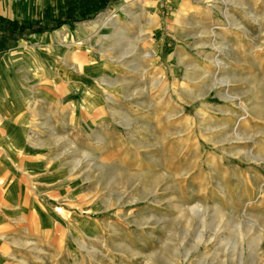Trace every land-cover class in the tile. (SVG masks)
Listing matches in <instances>:
<instances>
[{"label":"rangeland","instance_id":"374dc122","mask_svg":"<svg viewBox=\"0 0 264 264\" xmlns=\"http://www.w3.org/2000/svg\"><path fill=\"white\" fill-rule=\"evenodd\" d=\"M19 1L0 17L67 15L64 0L60 10L58 0ZM195 1L107 0L39 29L95 22L69 43L72 67L63 65L64 41L12 57L39 67L40 92L53 103L41 125L54 127L40 130L55 138V161L69 173L47 188L24 166L33 169L34 148L15 152L5 178L13 198L0 197V264H264V74L256 68L264 29L252 52L226 51L225 6ZM43 47L59 51L46 65ZM227 66L243 75L250 66L252 76L230 84ZM86 93L87 116L78 105L68 114L64 102ZM242 109L253 115L239 118ZM3 149L10 153V142Z\"/></svg>","mask_w":264,"mask_h":264},{"label":"crops","instance_id":"0c3cea01","mask_svg":"<svg viewBox=\"0 0 264 264\" xmlns=\"http://www.w3.org/2000/svg\"><path fill=\"white\" fill-rule=\"evenodd\" d=\"M9 1L10 0H8V3ZM200 2L204 4V1L201 0L195 1L193 4H200ZM1 4L3 3L0 0V5ZM18 4L19 6H23L25 4L24 0L19 1ZM216 4H223L225 6V13L221 16L223 18V42L226 51L235 53H244L248 51L252 52V50H249L248 48L249 42H254L253 38L263 35L264 28L261 26V21H263V9L261 6L263 5V2L261 0H217ZM5 6L6 5H4V7ZM215 24H217L216 21ZM94 25L95 22H91L89 24L78 23L73 27L63 26L51 32H45L46 30L39 33L38 31L27 32L24 33L23 37L13 39L9 47L0 53V68H2L0 71L2 73V75H0V197H4V200L8 201V198H13L12 193L9 189H7V186H5V178L8 173V164L14 162L15 152H17L19 148L23 155H25L28 147L34 148V152H27L30 154L28 157L32 160L29 162H32L33 169L30 170V164L27 162H24V166L27 170L29 169V171L34 174V179L37 184H41V182H43L45 187L52 186V184H55L54 180L57 178L56 175H60L61 178H64L65 174L69 173L68 168L55 161L57 154L49 143L51 142V139L54 141L55 138L48 136L40 130V128H54L53 126L51 127V124L47 123V121L41 125L42 119L47 120L50 118L49 116L52 111L51 108L53 107V103L46 92L41 94L39 89V67L38 65H33L31 63L32 60L30 57L32 54L37 57L39 56L38 49L35 48L34 44L37 45L38 43H48L52 41L57 42V40L64 41L65 47H63V65L66 67L70 65V67H72V47L69 43L85 36L90 30V26ZM214 26L216 27V25ZM25 47L28 49L25 50ZM257 47L258 46H255L256 49H258ZM22 49L25 52V55L30 56L27 66H25V64L19 59L10 62L12 57L17 55V53H19ZM75 51L84 53L86 60L84 59L80 66H82L83 69L87 68L88 70L90 65L87 59V46L80 43L79 49H75ZM50 52L56 54L59 51L57 47L51 49L43 47L42 64L48 62ZM8 64L10 65L7 66ZM231 64L238 65L237 61H232ZM31 66H34L32 71L30 70ZM227 67L230 69V81L228 82L230 84L232 82H241L243 78H249L252 76L250 66L247 69L248 72L245 70L244 75L243 72H234L232 66ZM20 68L27 73V76L22 78L19 82L18 79H16L15 74L16 70ZM235 68L236 67H234V69ZM256 68L260 70L262 77V74H264L262 60L259 61ZM85 75L86 73L84 74V78L80 76L79 79L81 88L87 80ZM7 87L11 88V94L5 92ZM20 90L22 94L17 95L16 92H19ZM75 105L79 106L81 112H83V116H87V111L89 109L87 93L84 99H79L78 97L73 101L68 100L64 102L63 108L68 112V114H70L72 107ZM244 107L247 108L248 106ZM252 115L253 114L249 113L247 109H242L239 118ZM254 115L258 114L254 113ZM236 125L237 124L234 126ZM244 125H247V123H244L243 126H240L239 128H247ZM7 142H10L11 144L10 153L4 151L3 149ZM30 151L32 150L30 149ZM6 192L10 195L6 196ZM23 198L24 197H22V200H24ZM45 214L47 216L49 215V212ZM26 220L30 222L31 218ZM30 227H34L33 222L26 226V229Z\"/></svg>","mask_w":264,"mask_h":264},{"label":"trees","instance_id":"16d2710c","mask_svg":"<svg viewBox=\"0 0 264 264\" xmlns=\"http://www.w3.org/2000/svg\"><path fill=\"white\" fill-rule=\"evenodd\" d=\"M58 1L57 6L58 10H60V0ZM106 2L107 0H64L67 15L63 18L55 16V23H48L49 20L43 18H32L18 21L14 19L9 20L1 16L0 21L5 22V24L1 27L3 30L2 32L4 33L0 34V53L7 49L8 40L15 39L17 35L27 32H36L39 31V29H53L65 20L75 19L74 16L71 15L76 12L79 14V17L89 16L100 7H103Z\"/></svg>","mask_w":264,"mask_h":264},{"label":"bare ground","instance_id":"6f19581e","mask_svg":"<svg viewBox=\"0 0 264 264\" xmlns=\"http://www.w3.org/2000/svg\"><path fill=\"white\" fill-rule=\"evenodd\" d=\"M1 2H2L4 5L8 6V5H7V3H8V0H1ZM3 4H1V5H0V11H3V10H4V8L6 7V6L4 7V5H3Z\"/></svg>","mask_w":264,"mask_h":264}]
</instances>
